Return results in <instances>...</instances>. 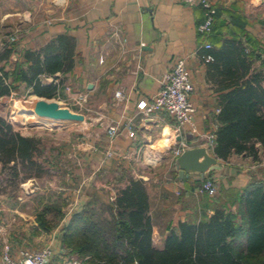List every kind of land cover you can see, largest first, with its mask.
Instances as JSON below:
<instances>
[{"label": "crops", "instance_id": "0c3cea01", "mask_svg": "<svg viewBox=\"0 0 264 264\" xmlns=\"http://www.w3.org/2000/svg\"><path fill=\"white\" fill-rule=\"evenodd\" d=\"M211 1L219 11L221 35L206 49L204 45L209 43L197 28L205 10L197 3L0 0V67L6 72L5 84L12 87L0 101L15 93L35 94L36 82L53 84L56 90L51 97H59L88 123L72 127L65 146L47 155L50 166L61 173L65 183L60 188L67 205L59 225L46 232L37 230L33 223L34 227L20 237H10L0 226V256L5 245L14 258L19 257L21 248L49 246L52 253L47 264H69L70 256L59 243L61 227L90 193L110 187L114 179L122 186L130 178L145 183L152 217L151 244L156 249L164 248L170 229L178 232L180 222L206 221L217 208L236 212L235 193L249 179L245 168L230 160L229 164L223 161L222 168L211 169L206 175L211 174L217 183L214 197L195 194L201 178L192 175L180 181L174 168L173 151L180 141L204 146L205 134H215L219 125L217 96L236 80L230 78L232 66L224 65L232 46L241 48L243 44L264 61V1ZM10 35H15L14 41L8 40ZM223 37H238L242 44L226 40L225 47L218 49ZM204 55L213 59L206 61ZM179 57L185 58L193 86L194 133L187 128L177 133L174 119L165 111L144 115L136 106L153 98ZM258 64L259 60L254 66ZM81 94L86 95L82 110L73 102ZM110 125L117 128L114 137L107 134ZM212 149L208 150L211 154Z\"/></svg>", "mask_w": 264, "mask_h": 264}, {"label": "trees", "instance_id": "16d2710c", "mask_svg": "<svg viewBox=\"0 0 264 264\" xmlns=\"http://www.w3.org/2000/svg\"><path fill=\"white\" fill-rule=\"evenodd\" d=\"M218 17L215 7L211 31L199 32L211 46L221 35ZM226 40L241 43L238 37H223L218 49L225 47ZM228 56L224 65L232 66L230 78L236 80L217 96L219 125L212 152L227 164L238 156L252 165L245 168L247 183L235 193L236 212L217 208L206 221L180 222L178 232L170 229L164 248L156 249L151 244L152 217L145 183L130 178L122 186L114 179L110 187L90 193L61 227L59 243L67 255L87 264H264V61L243 44L241 48L233 45ZM257 60L259 64L254 66ZM5 78L6 72L0 67V96L11 92ZM55 90L53 84L34 83L33 92L38 96L51 97ZM43 152L38 137L21 134L11 121L0 116L2 168L8 167L17 176L21 167V180L39 177L45 164L50 165ZM210 177L208 174L201 181ZM43 202L35 221L37 230L47 232L59 225L67 200L62 192H54Z\"/></svg>", "mask_w": 264, "mask_h": 264}, {"label": "rangeland", "instance_id": "374dc122", "mask_svg": "<svg viewBox=\"0 0 264 264\" xmlns=\"http://www.w3.org/2000/svg\"><path fill=\"white\" fill-rule=\"evenodd\" d=\"M38 98L54 100L57 96L44 97L27 92L15 93L11 97H4L0 101V116L11 121L14 128L19 130L21 134L38 137L44 150L43 157L51 155L55 153L57 148L65 146L63 145L64 141L69 138L72 127L76 128L77 125L88 123L84 121L35 119L31 115L25 114L23 109L31 107L32 103ZM92 115L96 116L94 113ZM92 127L96 130V125ZM190 135V133H187V138ZM230 160L243 168L251 165L248 159L240 157H231ZM20 169L21 167L18 168L16 176L12 170L8 167L2 168L0 164V226H4L6 234L10 237L24 236V231L34 227L36 213L41 209L43 201L50 195L53 196L54 192H64L60 188L65 184L61 182L63 180L61 173L50 165L45 164L39 177L33 176L24 180L20 179L23 176ZM100 197L104 198L105 196L102 193ZM72 257L80 261L77 256L70 255V258Z\"/></svg>", "mask_w": 264, "mask_h": 264}, {"label": "built area", "instance_id": "2783aa9c", "mask_svg": "<svg viewBox=\"0 0 264 264\" xmlns=\"http://www.w3.org/2000/svg\"><path fill=\"white\" fill-rule=\"evenodd\" d=\"M189 5L200 4L204 8V19L198 25V31L201 33H209L211 31V25L213 16L215 13V7L211 0H184ZM15 35L8 37L9 41L15 40ZM210 44H205L204 48H210ZM204 60L210 61L212 57L210 55H204ZM192 84L189 79V72L186 66L184 57L176 59L172 69L167 72L162 81V86L158 92L149 101L141 100L137 103V109L144 115L152 114L157 111H165L175 121V130L177 133L180 130L187 128V131L194 133L196 128L192 121V117L195 111L194 105L190 100V93L192 91ZM116 96H120V91H116ZM56 100L62 106H66V103L57 97ZM86 95L81 94L74 98L73 102L81 110L84 108ZM217 112L219 108L216 109ZM117 132L115 125L107 127V134L109 137H114ZM129 135H133L132 131H129ZM204 146L209 150L214 146L215 134L210 132L204 136ZM189 147L185 141H180L178 147L174 149V157L178 156L181 151ZM195 194H206L210 197H214L218 193L217 183L214 178H204L201 183L195 188ZM51 248L49 246L43 247L38 250H31L27 248H21L19 251V257L14 258L8 245H5L1 256L0 264H47L51 257ZM69 264H81L76 258H70Z\"/></svg>", "mask_w": 264, "mask_h": 264}, {"label": "water", "instance_id": "95a60500", "mask_svg": "<svg viewBox=\"0 0 264 264\" xmlns=\"http://www.w3.org/2000/svg\"><path fill=\"white\" fill-rule=\"evenodd\" d=\"M264 1V0H262ZM91 84L88 85V88ZM32 109L39 119L52 121L84 120V115L60 105L56 100L38 98L32 103ZM224 162L211 154L205 146H189L184 148L174 159V168L179 180L188 176L203 178L211 169H219Z\"/></svg>", "mask_w": 264, "mask_h": 264}, {"label": "bare ground", "instance_id": "6f19581e", "mask_svg": "<svg viewBox=\"0 0 264 264\" xmlns=\"http://www.w3.org/2000/svg\"><path fill=\"white\" fill-rule=\"evenodd\" d=\"M23 112H24L25 114H28V115L33 116L35 119H39V118L36 116V114L34 113V111H33V109H32V105H31V107L24 108V109H23Z\"/></svg>", "mask_w": 264, "mask_h": 264}]
</instances>
